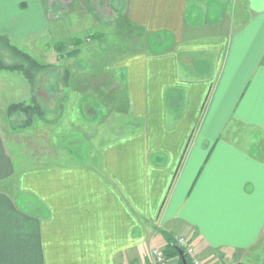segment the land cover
Listing matches in <instances>:
<instances>
[{
    "label": "crops",
    "instance_id": "obj_1",
    "mask_svg": "<svg viewBox=\"0 0 264 264\" xmlns=\"http://www.w3.org/2000/svg\"><path fill=\"white\" fill-rule=\"evenodd\" d=\"M119 3L150 50L100 69L123 84L104 94L136 126L97 165L16 172L0 104V264H136L165 234L187 237L204 264H264V0ZM18 6L30 33L62 12L60 0Z\"/></svg>",
    "mask_w": 264,
    "mask_h": 264
},
{
    "label": "rangeland",
    "instance_id": "obj_2",
    "mask_svg": "<svg viewBox=\"0 0 264 264\" xmlns=\"http://www.w3.org/2000/svg\"><path fill=\"white\" fill-rule=\"evenodd\" d=\"M1 1L11 7L8 16L0 13V34L8 36L13 44L44 64L36 71L28 60L0 43V56L4 61L23 62L34 71L33 81H30L25 72L0 70V104L7 105L2 130L16 172L22 167L46 163L99 164L101 149L136 126L135 119L128 114L112 109L108 95L104 93H109L115 84L124 86L117 80L102 78L103 66L101 69L100 66L103 60L111 65L114 59L135 50H150L144 44V32L123 25L125 14L119 0H94L92 5L86 0H80V3L78 0H60L62 12L56 18L58 21L48 31L35 33L29 31H36L37 25L23 24L22 10H25L18 6L21 0ZM26 1L30 3V10H38L39 0ZM97 32L104 34L103 39L91 37ZM75 38H80L79 54L68 57L66 52L77 48L71 43ZM59 41L67 44L63 54L54 47ZM56 56L64 60H56ZM72 71H77L80 78H67L70 76L67 73ZM87 72L90 77L83 78L82 73L85 76ZM58 87L61 92L55 91ZM10 100L34 103L38 107L31 126H11L12 122L18 124L23 115L9 120L7 107ZM105 101L106 108L101 104ZM169 259L179 264L177 258Z\"/></svg>",
    "mask_w": 264,
    "mask_h": 264
},
{
    "label": "trees",
    "instance_id": "obj_3",
    "mask_svg": "<svg viewBox=\"0 0 264 264\" xmlns=\"http://www.w3.org/2000/svg\"><path fill=\"white\" fill-rule=\"evenodd\" d=\"M91 37L99 38L100 40L103 39L104 34L101 32H97L96 34H92ZM76 40V41H75ZM73 40L75 43L74 45L77 48H74L68 52H66V55L68 57H72L74 54L78 55L79 54V44L80 43V38H75ZM0 43H3L4 45L8 46V48L14 52V54L18 55L21 58H24L28 60V62L32 65V67L38 71L41 68L44 67L43 63H40L38 60L33 58L29 53L21 50L17 45L13 44L10 41V38L8 36L0 34ZM67 44L63 41L57 42L54 47L59 53H64V50L66 49ZM157 50V48H154ZM0 70H12V71H22L25 72L26 76L29 77L30 81H33L34 77V71L31 70V68H28L27 66L24 65L23 62H15V63H7L4 61L1 56H0ZM36 103V102H35ZM38 112V107L34 103H26L24 101H17L10 103L7 107V116L9 120L13 118V116H21L23 115V118L18 124H14L12 122L11 126L13 128H25L29 127L33 124L34 122V115L35 113ZM12 117V118H11ZM166 235V240L167 244L163 249L164 254L168 258H177L179 264H182V259L179 254V244H178V239L173 236L172 234H165ZM188 264H192L190 261V258L186 256Z\"/></svg>",
    "mask_w": 264,
    "mask_h": 264
},
{
    "label": "built area",
    "instance_id": "obj_4",
    "mask_svg": "<svg viewBox=\"0 0 264 264\" xmlns=\"http://www.w3.org/2000/svg\"><path fill=\"white\" fill-rule=\"evenodd\" d=\"M177 239L179 247L183 250L185 257L188 256L190 258L192 264H204L187 237L180 236ZM136 264H174V262L166 257L162 249L153 248L148 254V260Z\"/></svg>",
    "mask_w": 264,
    "mask_h": 264
},
{
    "label": "water",
    "instance_id": "obj_5",
    "mask_svg": "<svg viewBox=\"0 0 264 264\" xmlns=\"http://www.w3.org/2000/svg\"><path fill=\"white\" fill-rule=\"evenodd\" d=\"M178 250H179L180 257L182 259V264H188L187 259H186L185 255H184L183 250L181 248H178Z\"/></svg>",
    "mask_w": 264,
    "mask_h": 264
}]
</instances>
